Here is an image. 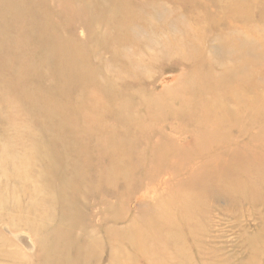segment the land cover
Returning <instances> with one entry per match:
<instances>
[{
    "label": "rangeland",
    "instance_id": "obj_1",
    "mask_svg": "<svg viewBox=\"0 0 264 264\" xmlns=\"http://www.w3.org/2000/svg\"><path fill=\"white\" fill-rule=\"evenodd\" d=\"M90 2L92 18L73 19L72 10L81 6L67 0H0L5 11L26 9L35 20L15 25L9 38L14 51L26 42L33 51L22 62L45 75L38 80L27 74L22 90L7 94L3 84L14 75L0 70V264H32L20 258L42 248L47 257L39 262H64L73 240L83 244L85 237L94 250L91 264H184L175 255L181 245L187 264H264V0ZM236 6L243 10L241 23ZM45 15L53 27L33 36ZM5 33L0 27V41ZM39 45L43 53L34 51ZM48 52L70 60L65 77L83 70L66 88V100L55 98L50 75L59 62L50 65ZM66 105L78 110L75 127L58 130L54 115ZM214 113L227 122L210 123ZM76 132L87 143L75 153L87 156L73 157ZM31 138L53 144L63 160L52 177L39 179L31 169L51 172L44 165L54 162L44 155L45 144L40 155L29 152ZM227 164L226 179L219 174L207 189L191 191L198 177L191 174ZM183 187L187 201L178 193ZM61 197L81 211L76 223L61 211ZM189 201L198 202L193 214L185 207ZM43 208L51 218L38 235ZM168 211L174 217L167 218ZM158 213L157 224L177 227L182 236L161 229L164 254L146 250L144 257L131 248L130 254L126 224L139 223L131 237L153 235L156 223L146 225L140 217ZM59 228L67 231L63 238L51 233Z\"/></svg>",
    "mask_w": 264,
    "mask_h": 264
},
{
    "label": "bare ground",
    "instance_id": "obj_2",
    "mask_svg": "<svg viewBox=\"0 0 264 264\" xmlns=\"http://www.w3.org/2000/svg\"><path fill=\"white\" fill-rule=\"evenodd\" d=\"M68 2H70L71 4H74L77 6H81L80 9H78L77 12H75L74 10H72L71 12V18L75 19V18H82V15H88L90 14L89 12V5H90V0H85L84 3H82V0H67ZM109 7V6H108ZM115 7H119L118 5ZM114 10H116L114 8ZM236 14L235 17L240 18L239 21L241 23V20L244 18V14H243V10H239L237 9V6L235 8ZM28 10L24 9V10H16L15 12H7L5 11L3 8L0 7V27H4L6 29V33L3 34L4 35V39L0 41V70L6 69L8 68L9 71H12L13 75H14V79L3 84L4 85V92L7 94H10L11 92H15V91H21L22 90V86H21V82L23 80V77L27 74L29 75H33V77L36 78V69L27 64V66L22 62V57H27L29 56V54L31 53V48L30 47H26V42H24L22 44V46L24 47L22 50L20 51H14L13 49V44L10 41V31L11 29L17 25L20 24L22 25V22H26L27 19L29 20L30 24H34L35 20L32 19L31 17H28L27 15ZM83 18H87L90 19L92 18V16L89 17H83ZM39 23H42L40 26H37L35 28L33 32V36H42L47 30L51 29L53 26L51 20L49 19L48 16H44L43 18H40ZM122 23H124V21H122ZM61 29L59 28H55L54 31L58 32ZM23 41H27V36H24L23 38H20L19 43L23 42ZM34 51H41V53H43L42 48L40 47V45L36 48H34ZM46 61L51 65L54 64L53 61H58L59 65L57 68H53L52 74L50 75L51 80L54 84V94H55V98H60V101L66 100L67 99V95L65 90L66 88L69 86V84L71 82H73L74 76L76 75H81L83 73L82 71H78V70H74L72 69L71 74L69 76H64L63 73L70 69L71 66H69L70 64V60L68 58H64L60 53L54 55L51 52H48L46 55ZM48 59H50L51 61H49ZM37 79L38 80H43L45 79V75L43 74H38L37 75ZM36 79V80H37ZM56 92V93H55ZM43 101H47L49 102V99H43ZM27 102L30 103V99H27ZM26 102V105H27ZM51 102H49L50 104ZM19 104V101L14 100L11 102L12 107H17ZM32 107H34L33 104H31ZM65 109L61 112H56L54 117L56 118V122L54 124L55 128L58 130L61 129H65L68 130L71 128V130L75 127H73V122H75V120L77 119V113L78 110L76 107L70 106V105H66L64 107ZM50 110L47 109V111H45V113H48L47 116L51 115V112H49ZM44 113V114H45ZM44 116V115H42ZM231 117L235 118L236 116H232ZM41 117V116H40ZM227 118L224 115H217L216 113L211 114V117L209 118V122L212 123L213 125L217 126L219 123H225L227 122ZM95 128V127H94ZM79 142L75 143V146L72 148V152H73V157H79V156H87L88 154H76V147H80L81 145H83L85 142L87 143V141L85 140V136L84 138L80 137L79 132H76L74 134ZM48 136L50 137V135L48 134ZM215 137H217V139L220 141L221 138L223 139H229L228 136H220V135H215ZM28 140V139H27ZM45 144V145H44ZM44 144H39L37 143V141L33 140L32 138L30 140V142L28 141V150L30 153L34 154V155H40L41 153V148L43 147V153L44 155L47 157L48 160L50 161H54L51 165H44V166H50L51 168V172H47L44 169H39V170H35V168H31L32 170H34L35 172H38V174H35L39 179H47V177L51 176L52 177V172L53 171H58L59 168L63 167V160H61L57 154L53 151V144L50 145L49 143H44ZM96 149H101L104 150V147L100 146L99 144H95ZM234 149V148H233ZM239 156V152L234 153V156ZM214 158V157H213ZM122 160L125 161L126 158L123 156ZM57 162V163H55ZM205 165L208 164V162H204ZM229 164V163H228ZM224 165L221 166L220 168H218V170L216 171H208V172H198V173H193L192 172H187V176H198L197 178H195L192 183H191V191H193L194 193L197 192V190H205L207 189L210 184L209 182L211 181V179H213L214 177L218 176L219 174H223V178L226 179L229 171H230V166ZM28 166L25 168L27 169ZM80 170V168L77 169V171ZM76 171V170H75ZM141 173H144V170L141 171ZM130 175L131 172L126 170L124 171V173H122V176L124 177V181L128 182L130 181ZM143 176V174H142ZM50 177V178H51ZM159 177V175L156 176L155 179H157ZM143 178L145 179V176H143ZM154 179V180H155ZM163 180V178L161 179ZM158 182L157 185L160 186V184H162L159 179L155 180ZM160 182V183H159ZM154 186V185H152ZM130 185H128L127 188H129ZM156 187V186H155ZM162 188V187H161ZM189 189V190H190ZM171 189L168 187V191L166 193H170ZM187 188H181L179 190V195L180 197H182V199H185L187 201ZM158 192V191H157ZM161 192V191H160ZM62 193L67 195V190L63 187ZM166 193H164L163 195H165ZM175 194V193H174ZM68 196V195H67ZM179 198V197H178ZM234 196L231 199V202H234ZM63 198H60V203H62L61 206V211L63 213H65L66 215L71 216V220L73 221V223L75 222V216L76 214L80 215V212L77 208H75L74 206H65L63 204ZM197 201H193V202H188L187 204H185V207L189 208V212L190 213H194L192 212L193 210H195V206L197 205ZM5 206V203L3 201H0V210ZM175 208V207H174ZM187 208L185 211V216L184 218L187 219ZM43 215H42V222L39 226V230H38V235H43L42 234V229L47 226L46 221L50 220L51 215L48 213V209L47 208H43ZM165 214H167V218L169 216H172V213H170L169 211L166 212ZM108 217V216H106ZM161 217H163L162 213H158L154 218H152L149 215L143 214L140 217L143 219V222L146 225H151V223L154 221L156 224L154 226V230H153V235H139V236H133L131 237V232L134 229H137L139 223L137 221H132L128 224H126L125 227V231H124V237H125V241L128 240V244H129V249H133L135 254L139 255V256H144L145 254L150 255V253L148 251H156L159 250V252L161 254L165 253V249L167 247H162L160 249V246L158 244V240L160 239V230L163 229L164 232H166L167 234H171L172 237H181V231L179 230V228L177 227H172V226H167L166 228H163L161 224H157V222H160L159 220L161 219ZM166 218V219H167ZM187 227V226H186ZM68 229V228H67ZM66 230H61L60 228L57 231H51V233L55 234L56 237L58 238H63L64 234L66 233ZM47 234H50V231H46ZM190 233V232H189ZM184 234L187 236V232H184ZM85 243L80 244L78 241L73 240V243L71 244V246L67 249V252L69 253V257L67 255L65 261L63 262L62 260L60 262H55L54 264H65L67 262H70L71 264H91L93 257H94V250H91V248H89L88 245V241L86 242V237L84 238ZM165 241V240H164ZM179 242H181L180 240H178ZM141 243L143 245V252L140 251L139 249L141 248ZM201 246L200 244L197 246V248ZM130 249V254H132V251ZM200 249V248H199ZM148 250V251H146ZM73 252V253H71ZM199 252V251H198ZM129 255V254H127ZM175 255L183 258L184 264H187V261H189L188 256H187V251L185 248H183V245L179 246V247H175ZM47 257V250L45 248H42L41 251L37 254L35 253L33 256L31 255H23L22 258H20L23 262H30L32 264H43L42 262H39V260H41L42 258ZM176 257V256H173ZM173 257H167L169 259L173 260ZM148 258V257H147ZM177 258V257H176ZM148 262H149V258H148Z\"/></svg>",
    "mask_w": 264,
    "mask_h": 264
}]
</instances>
